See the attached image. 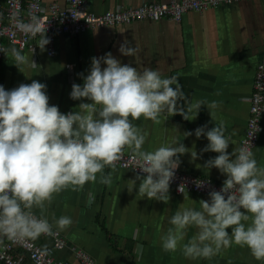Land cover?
Here are the masks:
<instances>
[{
	"label": "crops",
	"instance_id": "1",
	"mask_svg": "<svg viewBox=\"0 0 264 264\" xmlns=\"http://www.w3.org/2000/svg\"><path fill=\"white\" fill-rule=\"evenodd\" d=\"M42 1L45 5L67 7V0ZM169 1L85 0V3L89 12L102 14L122 6ZM40 40L41 37L34 39L24 50L5 43L6 51L0 60V85L5 90L36 80L46 85L50 105L58 106L62 113L78 111L80 101L70 98L72 84L82 85L80 74H88L91 59L109 52L122 64L138 70L148 67L158 70L164 78L174 76L187 98L186 106L196 101H204V105L195 119L190 115L193 120L165 112L156 122L143 117L133 121L145 135L143 150L154 151L160 146H177L182 142L201 158L193 161L190 154L181 156L179 170L223 185L225 175L215 168H204L205 162L218 154L203 152L201 155L208 141L204 136L197 139L194 132L201 126L211 129L222 124L225 135L231 138L228 152L239 149L250 117L248 99L253 93L258 66L264 60V0L242 1L203 12L188 11L178 22L144 20L89 29L74 36L58 35L50 56L47 45L44 49L40 47ZM122 44L135 52L121 55ZM12 49L26 62L17 65ZM211 102H216L217 107L209 109ZM261 127L252 153L258 166L264 167V113ZM185 132L193 135L185 137ZM109 173L110 185L99 183L100 174H97V182L86 183L80 191H73L70 186L56 194L43 213L34 209V214L46 217L53 224V231L65 240L66 246L55 252L57 259L80 264L74 255L75 250H80L89 254L95 264H264L246 246L236 244L222 249L211 259L186 258L179 248L175 252L165 251L161 238L172 227L170 218L181 205L199 210V201L208 200L209 196L187 193L189 199H184V194L170 190L171 198L165 204L139 195V181L129 193L128 181L138 174L106 167L104 174ZM62 216L71 218L72 223L58 229L55 221ZM196 231L194 227L189 228L182 243H187ZM30 240L44 248L53 246L51 237L41 235ZM4 242L0 238V248ZM16 254L24 264H32L26 253L16 251ZM16 254L13 253L15 257Z\"/></svg>",
	"mask_w": 264,
	"mask_h": 264
},
{
	"label": "clouds",
	"instance_id": "2",
	"mask_svg": "<svg viewBox=\"0 0 264 264\" xmlns=\"http://www.w3.org/2000/svg\"><path fill=\"white\" fill-rule=\"evenodd\" d=\"M17 28L41 33L42 49L50 43L38 23L18 21ZM119 51L127 56L135 49L122 44ZM11 53L17 65L26 62L16 49ZM31 65L36 66L33 61ZM80 75L83 84L73 83L70 93L72 100L80 101L78 111L68 113L50 105L46 85L39 81L11 90L0 85V236L10 241L55 235L53 224L35 215L34 209L43 213L56 194L70 186L80 191L86 183L97 182V174L99 183L110 185L111 173L105 175L104 169L114 171L126 149L143 174L128 181L129 193L139 181V195L165 204L171 198L170 185L180 157L201 158L182 142L143 150L145 135L133 123L141 117L156 122L165 112L184 120L197 117L204 101L186 106L176 77L164 78L158 70L145 67L141 71L122 64L110 52L93 57L88 74ZM216 107V102L208 104L209 109ZM194 134L208 141L201 155L218 154L204 168H215L226 179L219 191H209L208 200L199 201V210L181 205L169 220L172 227L161 238L162 248L168 252L179 248L190 259H211L236 244L246 246L257 261H264V167L258 166L248 147L228 152L231 138L222 124L198 127ZM205 183L196 181V186ZM184 189L180 184L178 192L189 199ZM71 223V218L62 216L55 226L64 229ZM193 227L196 234L182 243Z\"/></svg>",
	"mask_w": 264,
	"mask_h": 264
},
{
	"label": "built area",
	"instance_id": "3",
	"mask_svg": "<svg viewBox=\"0 0 264 264\" xmlns=\"http://www.w3.org/2000/svg\"><path fill=\"white\" fill-rule=\"evenodd\" d=\"M248 0H170L168 3H142L137 7L122 6L113 11L102 14H94L86 9L85 0H67V7L61 8L56 4L45 5L42 0H0V60L3 58L5 43L16 46L19 50L26 49L34 39L41 37V33H25L17 28V22L39 24L45 33V38L50 41L48 55L53 54V45L58 35L74 36L89 29L100 27H117L134 22L167 19L178 22L188 11L203 12L219 6H227ZM250 104V117L247 121L245 135L239 148L248 147L253 152L259 136L262 132L261 117L264 113V60L258 66L253 83V93L248 99ZM117 168L130 170L138 175H143L136 169L137 163L130 153H124L123 159L117 163ZM196 181L206 183L198 188ZM180 184L185 185V193L206 195L211 190L219 191L223 185L212 182L209 179L197 177L181 172L178 168L176 176L170 185V190L176 194ZM51 237L52 247H41L28 238L18 241H10L0 236L5 243L0 248V261L4 264H24L21 257H16L13 252L21 249L26 252L32 264H68L55 257V252L66 246L60 233ZM75 258L80 264H95L89 254L75 250Z\"/></svg>",
	"mask_w": 264,
	"mask_h": 264
},
{
	"label": "bare ground",
	"instance_id": "4",
	"mask_svg": "<svg viewBox=\"0 0 264 264\" xmlns=\"http://www.w3.org/2000/svg\"><path fill=\"white\" fill-rule=\"evenodd\" d=\"M29 239V238H28ZM30 240V239H29ZM5 241V240H4ZM31 241V240H30ZM5 243V242H4ZM34 243V242H33ZM36 244V243H35ZM16 251H20L21 253H26L25 251H23V250H21V249H17V250H15L13 253H15L16 254ZM19 253V252H18ZM17 255V254H16ZM0 262H2V261H0ZM3 263V262H2ZM4 264V263H3Z\"/></svg>",
	"mask_w": 264,
	"mask_h": 264
},
{
	"label": "trees",
	"instance_id": "5",
	"mask_svg": "<svg viewBox=\"0 0 264 264\" xmlns=\"http://www.w3.org/2000/svg\"><path fill=\"white\" fill-rule=\"evenodd\" d=\"M0 264H3L2 262H0Z\"/></svg>",
	"mask_w": 264,
	"mask_h": 264
}]
</instances>
